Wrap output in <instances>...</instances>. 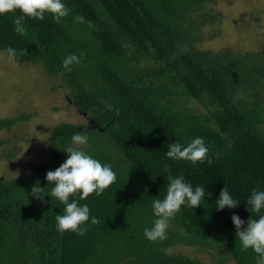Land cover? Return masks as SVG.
Instances as JSON below:
<instances>
[{"label": "trees", "instance_id": "1", "mask_svg": "<svg viewBox=\"0 0 264 264\" xmlns=\"http://www.w3.org/2000/svg\"><path fill=\"white\" fill-rule=\"evenodd\" d=\"M216 1L62 0L68 16L59 23L50 13L43 20L26 17L24 36L13 24L19 11L0 15V51L7 54L11 47L17 62L39 64L60 79L69 103L99 126L56 124L47 139L48 160L30 174L0 177V264H207L169 252L176 245L256 264V253L241 251L231 217L245 222L243 230L250 216L264 215V209L251 213L246 204L253 190L264 191V47L204 48L205 25H214L209 35L218 33L221 13L211 7ZM71 54L81 62L69 72L62 65ZM28 116L0 118V130ZM76 132L88 137L85 145H72ZM197 137L211 164L166 157L172 143L187 146ZM68 146L116 174L101 195L70 197L89 207L83 236L58 230L55 217L65 205L50 197L54 184L45 179L67 159ZM16 152L14 146L8 156ZM169 175H183L193 190L204 187L205 195L194 209L181 206L167 239L149 241L144 230L158 218L152 203L165 198ZM226 185L239 203L217 210ZM33 186L43 188V201ZM92 217L99 223L92 225Z\"/></svg>", "mask_w": 264, "mask_h": 264}, {"label": "clouds", "instance_id": "2", "mask_svg": "<svg viewBox=\"0 0 264 264\" xmlns=\"http://www.w3.org/2000/svg\"><path fill=\"white\" fill-rule=\"evenodd\" d=\"M19 11L21 15L14 17L13 24L15 31L24 36L27 34L25 26V18H35L43 20L45 13L52 15L53 21L59 23L61 18L68 16V9L62 0H0V15L14 13ZM77 22L83 23L84 17H75ZM7 57L10 61L16 62L17 52L15 49L8 47L6 50ZM23 50L19 53L24 56ZM83 53H81V56ZM81 57L76 54L67 56L63 62V69L71 71L70 65L79 64ZM63 76L64 72L58 73ZM76 108L77 106L73 104ZM78 110V108H77ZM82 116V112L78 110ZM90 117V116H89ZM91 119V118H90ZM93 120V119H91ZM90 121V120H89ZM90 123V122H89ZM95 125V122L93 121ZM88 137L76 132L72 137V145H85ZM208 148L205 146L204 140L200 137L195 138L187 146H182L178 142L169 145L165 153L167 158L174 160H186L193 164L204 163L208 159ZM67 153V159L55 170H49L45 179L48 183H53L50 197H55L60 203L65 205L64 214H57L55 220L58 230L61 232L71 231L83 236L87 228L81 227L89 221V207L85 204L78 206V201L70 197H77L84 200L95 193L101 195L108 187L116 181V174L110 165L102 164L99 160L93 158L79 147L68 146L64 150ZM165 171H170L165 165ZM168 187L166 196L163 200L156 199L152 203L154 215L158 217L151 229L145 228L144 236L149 241H163L167 239L166 231L169 227L170 219L180 211L182 205L196 208L201 205V200L205 195V188L198 186L193 190L191 184L186 183L183 175L172 177L168 176ZM43 188L38 186L32 187V193L43 201L40 195ZM210 194V193H209ZM239 200L234 199L228 191L227 185L221 189L219 199L216 201V209L222 210L225 207L232 209L237 207ZM246 204L250 206L251 213H260L264 209V191L253 190ZM232 223L236 228V236L241 243V251L251 249L257 254L256 264H264V215H260L258 219H252L251 216L247 220V226L241 230V226L245 223L238 215H232ZM99 220L96 217L91 218V224L96 225Z\"/></svg>", "mask_w": 264, "mask_h": 264}, {"label": "rangeland", "instance_id": "3", "mask_svg": "<svg viewBox=\"0 0 264 264\" xmlns=\"http://www.w3.org/2000/svg\"><path fill=\"white\" fill-rule=\"evenodd\" d=\"M211 7L221 13V18L213 36L208 32L214 25H205L204 48L247 51L264 47V0H218ZM18 112L29 116L9 130H0V177L30 174L48 160L47 139L56 124L86 122L69 103L60 79L46 74L39 64L12 62L0 51V118L14 117ZM14 146L17 152L10 157L8 151ZM169 252L199 257L207 264H236L217 250L199 246L176 245Z\"/></svg>", "mask_w": 264, "mask_h": 264}, {"label": "flooded vegetation", "instance_id": "4", "mask_svg": "<svg viewBox=\"0 0 264 264\" xmlns=\"http://www.w3.org/2000/svg\"><path fill=\"white\" fill-rule=\"evenodd\" d=\"M83 117H84L85 120H86L85 124H86L87 126L93 125V123H89V120H90V117H89V116H83Z\"/></svg>", "mask_w": 264, "mask_h": 264}, {"label": "water", "instance_id": "5", "mask_svg": "<svg viewBox=\"0 0 264 264\" xmlns=\"http://www.w3.org/2000/svg\"><path fill=\"white\" fill-rule=\"evenodd\" d=\"M75 105H76V104H75ZM82 114H83V115H86V113H85V112H82ZM89 122H90V123H93V120H91V119H90V121H89ZM95 127H97V128H98L99 126H98V125L95 123Z\"/></svg>", "mask_w": 264, "mask_h": 264}]
</instances>
